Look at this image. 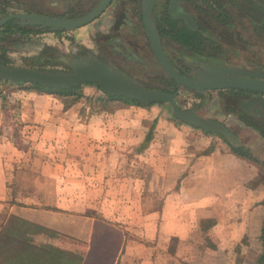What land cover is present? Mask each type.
Listing matches in <instances>:
<instances>
[{
	"label": "crops",
	"instance_id": "0c3cea01",
	"mask_svg": "<svg viewBox=\"0 0 264 264\" xmlns=\"http://www.w3.org/2000/svg\"><path fill=\"white\" fill-rule=\"evenodd\" d=\"M13 87L0 102V264H259L264 186L226 145L192 155L179 129L138 136L149 106L100 112Z\"/></svg>",
	"mask_w": 264,
	"mask_h": 264
},
{
	"label": "flooded vegetation",
	"instance_id": "af4514ba",
	"mask_svg": "<svg viewBox=\"0 0 264 264\" xmlns=\"http://www.w3.org/2000/svg\"><path fill=\"white\" fill-rule=\"evenodd\" d=\"M51 1H53L55 6L57 3H62L63 10L55 11L54 8H51L50 6H44V4L37 0H10V2H7V0H0V19L8 15H18L23 13L44 15L62 19H75L89 15L97 6L100 5L103 0ZM214 3L216 2L214 1ZM143 4L144 0H110L109 4L102 11V13L94 20L97 22V24H95L96 26H93L96 36H92L91 40L97 50L96 55L102 62L109 65H111L110 63L115 64L120 70L126 74H129L133 78H135L134 75L128 70H136L135 65L138 66V64L141 63L142 67L144 66L143 68H148V70H151L150 60L156 61L155 64H158L145 32V25L143 21ZM238 13L239 15H242L240 16L241 18H244L242 20H246V22H248V17H245L250 15L248 10L243 11L241 8L238 10ZM221 17L224 19H221ZM233 18L234 17H232L230 11L224 10L219 5L218 11L212 10L211 8H207L205 11V5L202 4L201 0H154L150 13V22L153 23L157 29L160 37L161 49L164 52L168 63L171 65L174 71L186 79H199L200 75L207 73L212 74L216 69L222 67L239 69L246 72L259 71L260 73H264V67L259 65H240L227 60L229 57L227 52L228 50L244 51L245 49H248L245 46L246 41H244V37H242L239 31H236L235 29L232 30L227 26L226 27L231 30L219 28L225 25L224 21H232L231 19ZM213 20H216L217 23L220 24L214 23ZM94 21L92 22L94 23ZM7 24L13 25L15 27H27L32 29L40 28L21 25L19 24V19H12L4 24L0 30L8 26ZM185 26L196 32L201 37L204 35L207 36L206 33L210 32L211 37L209 40H204L199 37L200 40H195V44L189 47L188 44H182L180 41V39H183L182 37H176L173 39L169 36H161V32L165 33V31L170 30H173L174 33H178V31H182ZM139 32L143 34L144 41L140 39ZM249 34L250 37H247L248 41L252 39L251 33ZM134 38L136 39V42H138V45L136 44L138 48H134L137 50H145L146 48L149 54L150 52L152 53V55L150 54V60H138L135 58L133 51V53H131L126 50V48L133 45L128 39ZM167 38L168 43H166ZM116 45L119 47H116ZM178 46L182 49L186 48V50L184 49L186 56L185 54L177 53V51L173 50V48H177ZM192 47H195L196 49L193 50ZM123 49L126 51L125 53L122 52ZM125 65L127 66L124 67ZM157 68L162 70L160 66ZM157 76L165 80L167 85L155 90L169 92L171 89L175 88L176 81L169 78L163 70L162 73H158ZM251 79L261 80V78L258 76H253ZM141 85L143 87L153 89L149 86H146L145 84ZM180 91L186 92L188 95H192L193 97L205 99L210 96V93L212 92H217L218 94L222 93V97L223 95L230 97V104L232 103L230 108L234 112L240 116L241 114L245 115L244 118H242L243 120L250 118L256 122H261L264 124V117L261 115V111L257 107H254V109L250 111L248 110L247 106V103L250 99L255 97L264 98V94L249 90L197 92L181 86L177 88L176 98L178 97V93H180Z\"/></svg>",
	"mask_w": 264,
	"mask_h": 264
},
{
	"label": "rangeland",
	"instance_id": "374dc122",
	"mask_svg": "<svg viewBox=\"0 0 264 264\" xmlns=\"http://www.w3.org/2000/svg\"><path fill=\"white\" fill-rule=\"evenodd\" d=\"M37 1H40V3L44 4V6H50L51 8H54L55 11L63 10L62 3H57V5L55 6V4H53V1L51 0H37ZM214 1L224 10L230 11L232 17H234L233 21H229V20L224 21L225 25L219 28L220 29L231 28L232 30L235 29L236 31H239L242 37H244V41H246L245 46L248 47V49H245L244 51L228 50L227 52L229 57L227 60H229L232 63L235 64L237 63L240 65L256 64L261 67H264V35L262 34L263 29L260 28L258 29L259 31H256L255 30L256 25L253 23L246 22V20H242L240 17L242 15H239L238 13V10L242 8L243 11L248 10V13L253 14L252 17L256 18L260 10L258 7L259 5L253 2L252 0H201L202 4L205 5V11L207 10V8H211L212 10L218 11V5L214 3ZM7 2H10V0H7ZM221 19L224 18L221 17ZM213 22L216 24H220L217 23L216 20H213ZM95 24H97L96 21L81 28L75 29L74 31L71 32H61V33H53L48 31L42 33L31 32L20 36L19 34L15 33L9 35L10 37L13 36L10 42L6 43V45L0 44V47H3L4 50L6 51L5 54L7 55L9 61L8 66L27 67V68L47 70V71H55V70L70 71L66 66L62 64L61 65L56 64V62L47 65L38 64L39 63L38 59H41L42 53L44 56L43 58H45V56H52V53L53 55L58 54L60 56L62 55L69 57H80V56L83 57L89 53H93L94 51L97 52L95 46L91 42L92 36H96L95 30L93 28ZM226 26L229 28H227ZM248 32L251 33V37H252L250 41H248L247 39V37L248 38L250 37V34ZM3 33L4 31L0 30L1 38L5 37ZM207 34L210 35V32H207ZM1 38H0V43L5 41L4 39ZM128 40H130L131 43L133 44L128 48L125 47L128 52L131 53L134 52L133 54L135 58H137L138 60L141 59L150 60L151 56L148 50H146V48L145 50L140 49L136 51V48H138L137 47L138 42H136V39L134 38ZM166 43H168V38ZM116 47L119 46L116 45ZM177 48H173V50L177 51V53L185 54L186 48H184L185 50L179 46ZM81 49H83V51H80ZM122 52L125 53L126 51L123 49ZM110 64L113 67L119 69L118 66H116L115 64L112 63ZM126 66L127 65H125L124 67ZM135 66H136V70L131 69L128 71L131 72L136 78V80L139 81L141 84H145L146 86L153 88V90L165 87V85H167V82L162 78L158 77L157 76L158 74L153 73L152 70H148V68H143L144 66L142 67V65L139 67L137 65ZM13 86H19V85H12L6 80H0V87H1L0 102L2 103H4L5 101L9 102V99H14L15 91L19 89ZM26 86L29 89H31L29 87L31 86V84H26ZM83 86L84 85L79 86L80 88L79 90L83 95V98H81L80 101L88 105L90 108H93V111L97 110L95 107H93L95 99L92 98L89 99L90 98L89 96L85 97L83 91L85 87ZM92 86H94L95 89L100 90L98 89L97 86L95 85ZM229 98H230L229 96L223 95L222 97V95L218 94L217 92H212L210 93V96H208L205 99V98L193 97L192 95H188L186 92L180 91V93H178V97L176 98V100L181 108L193 109L196 111V113H198L201 116L208 115L214 118L215 120L224 123L229 129H231L234 133H236V135L239 136L244 146L249 148L255 147L257 143H259L261 140L259 139L258 134L252 133L246 127L243 128L241 124L238 122V120H231L227 118L228 116L226 115L232 112L231 110H228L232 105V103L230 104ZM61 100L65 102L64 99L61 98ZM125 106H130V105H121L120 107H125ZM148 106L150 107V110L148 111V114L146 115L145 118L143 117L141 118L139 117V115L134 116V118L136 117V120H141L140 131L137 129L138 136L141 135V133L147 135V133L150 131L151 138L152 136L153 138L157 136L158 137L168 136V137L176 138L180 131H184L183 132L184 144H185L184 147L186 148V151L193 152L191 153L192 155H194V153L204 152L206 149H210L214 147V144L216 142H221V144L223 143L224 146L226 145L227 148H229V146L218 135H214V134L204 135L205 133H203L201 130L193 128L189 125H186L176 120L172 116L168 105L153 104ZM7 117L9 120H12L9 114H7ZM159 119L162 121H160ZM173 128L177 130L179 129V132L175 133ZM186 130L190 132L187 133ZM191 131L198 133L199 134L198 136H200L201 139L198 138L199 139L198 140L196 134L191 133ZM204 140H206V142ZM197 141L199 143H197ZM257 154H259L260 157L264 159L263 144H260L259 147L257 148ZM241 160H243L247 165H249V167L252 168L253 171H255L256 173L255 179L253 181H250L249 184L253 186L261 184L264 186L263 167L261 165L251 163L244 159ZM138 164H143V162L140 161ZM171 245L175 247V250L178 251L181 250V248L176 246V243L171 242ZM173 249L174 248H171L169 251L172 252Z\"/></svg>",
	"mask_w": 264,
	"mask_h": 264
},
{
	"label": "water",
	"instance_id": "95a60500",
	"mask_svg": "<svg viewBox=\"0 0 264 264\" xmlns=\"http://www.w3.org/2000/svg\"><path fill=\"white\" fill-rule=\"evenodd\" d=\"M110 0H103L89 15L62 19L37 14L8 15L0 19V28L9 20L19 19V24L32 27H46L71 32L94 21L106 8ZM154 0H144L143 21L146 36L158 65L165 74L176 81L175 88L169 92L143 87L139 81L124 73L122 70L102 62L97 57V52L89 53L83 57L61 56L70 71H47L27 67L0 66V79L12 85L32 84L43 88L56 90H71L81 85L91 84L99 86L101 90L111 97H123L135 100L145 105L165 104L170 108L174 118L205 134L219 135L228 143L239 145V137L224 123L211 116H201L193 109L181 108L176 101L177 88L185 87L189 90L219 91V90H249L264 94V73L259 71L246 72L232 68H218L214 73L200 75L199 79L183 78L168 63L161 49L160 37L157 29L150 22L151 7ZM258 76L261 80L251 79ZM248 110L257 107L264 117V98L255 97L248 101ZM247 111V110H246ZM250 113V112H249Z\"/></svg>",
	"mask_w": 264,
	"mask_h": 264
},
{
	"label": "trees",
	"instance_id": "16d2710c",
	"mask_svg": "<svg viewBox=\"0 0 264 264\" xmlns=\"http://www.w3.org/2000/svg\"><path fill=\"white\" fill-rule=\"evenodd\" d=\"M252 1L259 5L258 6L260 9L259 14L257 15V17L255 16L256 18L252 17L253 14H250V15L245 16V17H248L247 21L249 23L252 22L253 24L256 25V28H255L256 31H259L258 29L262 28L263 32L262 31L261 32L264 35V0H252ZM241 19H244V18H241ZM231 20L233 21L234 18ZM7 25L8 26H6L2 29L4 31L3 34L5 37H2V38L0 37L1 39L5 40L2 43H0L3 45H6V43L10 42V40H12L13 36L10 37L9 35H12L15 33L19 34V36L24 35V34H28L31 32L42 33V32L48 31V32H53V33H61L57 29H46V28H41V27L32 29V28H27V27H15V26L9 25V24H7ZM139 33H140V35H139L140 39H142L144 41L143 34L141 32H139ZM206 35L207 36L204 35L203 36L204 38H203L200 35H198L196 32H194L193 30L189 29L186 26L184 29H182V31H178V33H176V32L174 33L173 30L165 31V33L161 32L162 37L163 36H165V37L169 36L173 39H175L176 37L177 38L182 37L183 39H180L182 44H184V45L188 44L189 47H191L195 44V40L196 41L200 40L199 37H201V39H204V40H209L211 35H208L207 33H206ZM192 49L195 50L196 48L192 47ZM80 51H83V49H81ZM136 51H138V50L136 49ZM5 53H6V51L4 50V48L0 47V66H8V64H9L8 57ZM150 54L152 55L151 52H150ZM61 56L58 54L53 55V53H52V56H45V58H43L44 56L42 53L41 59H38L39 60L38 64L47 65V64H51V63L56 62V64H60V65L62 64L64 66H66L65 63L61 60V58H60ZM131 61H134V60H131ZM134 62H136V61H134ZM155 63H156V61L150 60V69L153 71V73H157V74L162 73V70L157 68V67H159L158 64H155ZM138 66H141V63H139ZM29 87L31 89L39 91V92H43L46 94H53V95H56L58 97H61L62 99L65 100V102H64L65 107H69V106L77 103L78 101H80L81 98H83V95L79 90L80 89L79 87L71 89V90H56V89H52V88H43V87H40L38 85H32V84ZM97 87H98V89L101 90V88L99 86H97ZM219 94L221 95L222 93H219ZM158 104L162 105L161 103H158ZM177 104H179V103L177 102ZM121 105H130V106H137V107L148 106V105L139 103L135 100H130L128 98H123V97H111V96L104 93L103 97L97 98L94 100L93 107H95L97 109V111H100V112H113L115 109L119 108ZM151 105H153V104H151ZM228 110L232 111L226 115V116H228L227 117L228 119L238 120V122L241 124V126L243 128L246 127L252 133L258 134L259 139H261V140L259 143H257V145L255 147L249 148V147L244 146V144H242L241 140H240L241 143L239 145H234V144L228 143L226 140H224L223 137H221L219 135L218 136L229 146L231 152L235 156H237L238 158L244 159L246 161H249L251 163L261 165L263 167V170H264V159L262 157H260L259 154H257V148L259 147V145L260 144L264 145V141H263V139H264V124L261 122H256V121H254L248 117H247L248 118L247 120H243L242 118H244V116H245L244 114H241V116H240L236 112H234L231 108ZM150 139H151V132L149 131L146 135V142L150 141ZM262 243H263V247H264V231H263V236H262ZM262 261H264V256L260 259L259 264L262 263Z\"/></svg>",
	"mask_w": 264,
	"mask_h": 264
},
{
	"label": "built area",
	"instance_id": "2783aa9c",
	"mask_svg": "<svg viewBox=\"0 0 264 264\" xmlns=\"http://www.w3.org/2000/svg\"><path fill=\"white\" fill-rule=\"evenodd\" d=\"M1 88V87H0ZM0 117H1V114H0Z\"/></svg>",
	"mask_w": 264,
	"mask_h": 264
}]
</instances>
